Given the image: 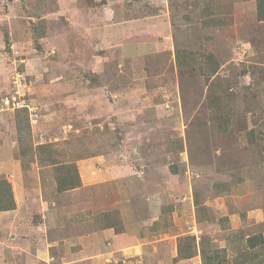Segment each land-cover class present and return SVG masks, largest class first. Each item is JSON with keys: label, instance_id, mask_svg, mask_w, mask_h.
Returning a JSON list of instances; mask_svg holds the SVG:
<instances>
[{"label": "rangeland", "instance_id": "374dc122", "mask_svg": "<svg viewBox=\"0 0 264 264\" xmlns=\"http://www.w3.org/2000/svg\"><path fill=\"white\" fill-rule=\"evenodd\" d=\"M209 55L220 65L219 104ZM40 144L52 145L73 181L72 163L82 159L105 155L108 167L123 169L86 188L99 210L125 192V220L116 208L97 218L126 222L136 251L101 261L80 253L76 264H205V251L216 264H264L257 0H0V178L11 182L19 212L0 235V264H59L33 254L42 216L53 239L66 219H80L77 195L44 177L57 165L43 170L32 160ZM187 235L197 253L176 260Z\"/></svg>", "mask_w": 264, "mask_h": 264}, {"label": "crops", "instance_id": "0c3cea01", "mask_svg": "<svg viewBox=\"0 0 264 264\" xmlns=\"http://www.w3.org/2000/svg\"><path fill=\"white\" fill-rule=\"evenodd\" d=\"M91 158L77 161V165L80 170L82 185L61 192L63 194L67 192L74 193L73 196H75V194L77 195V199L74 200L73 205L76 207L75 213L80 215V219H76L74 217L73 219L70 218L66 219L67 221H66V225H64L65 226L64 229H66L67 232L61 230V233L65 234V237L62 240H61V233L58 237L59 239L51 238V233H50L51 225L49 224L44 225L46 216H42L43 219L41 223L42 225L38 227L43 228L45 234H43L41 241H39V243L36 244V247L32 249L35 250L33 254L36 253L44 254L45 255V257L43 258L44 261L49 260L52 257L53 259L55 257H58L60 258L59 264H72V263L76 264L78 261V258L76 257H78L80 253L84 254L85 259L97 258L99 261H101V259L107 260V256H108L109 257L108 260H113L114 258H117L118 254L121 252H124L125 254L129 255V253H133L136 251L135 248L128 246L130 243H132L135 240L139 241V239H134L130 237L127 228L124 229V227L126 226L125 224L126 222H123L124 224H122V221L118 220L116 223L117 225H115V223H112V221L110 220L111 216H109V218H105L107 220L106 223L99 221L97 218L99 213L108 211L109 209L116 208L119 209L122 219L125 220L124 212L122 210V209L124 210L126 209L125 200H124L125 192L122 190L123 197L121 198L120 202H110L106 208H101L99 210L98 201L95 198V196L94 197L92 196V192H93L92 187L86 188L89 185L97 184L98 186L99 185L98 183H100L101 185L110 180L114 181L115 180L114 175L119 176V173H122L123 169H121L120 167H108L107 166L108 159L105 158V155L91 157ZM97 166H100V168L98 169ZM101 166H105V167H101ZM39 167H41V169L44 170L46 167L51 168L52 166L49 165V166H39ZM44 172H45L44 177L46 180L50 177L56 178L53 172H48L46 170H44ZM40 176L41 175L39 173L38 178L42 180L43 178L42 176L41 177ZM14 177H16V180H19L18 176H14ZM86 193L89 195L87 196ZM81 204H83L86 208L82 209ZM74 206H73V210H75ZM17 207L12 210L0 211L1 237L4 235L3 231H7V232L9 230L12 231V227L16 226L14 222L17 221L16 218H19V212L18 213L16 212ZM83 212H87V213H83ZM84 216L87 217V220L82 219V217ZM58 221L59 223L57 224H59L60 226H61V222H64L62 219ZM78 224L82 226H79ZM57 233L59 234V232ZM136 234L134 235L136 236ZM55 246L60 247L59 255L58 254L55 255L51 253L52 248ZM9 247L10 244H8V248L7 247L4 248L10 250ZM75 249L79 250L76 254L73 252V250L75 251ZM29 250L30 253H32V250L31 249ZM4 255L5 256L7 255V251H5Z\"/></svg>", "mask_w": 264, "mask_h": 264}, {"label": "trees", "instance_id": "16d2710c", "mask_svg": "<svg viewBox=\"0 0 264 264\" xmlns=\"http://www.w3.org/2000/svg\"><path fill=\"white\" fill-rule=\"evenodd\" d=\"M257 8H258L259 20H264V0H257ZM192 59L195 60L197 58L193 57ZM181 60L184 62L183 59ZM206 62L208 63V65L206 64V66L211 71L210 76L212 74V77H213L214 75H216V73H218L220 65L216 62V59L212 55H209L206 57ZM218 80H219V77L217 75L211 78V82L208 83L210 90L214 93L212 97L215 100L216 104L220 103L221 101L220 94L222 93V89H224V87L221 88L223 82L222 81L217 82ZM34 151H35V154L33 153L32 160L37 162L41 166L51 165V164L57 165V163L60 162L59 159H56L55 152L52 150V145L50 144H40L36 146ZM72 165H73V168L75 169L74 172L76 176L74 181H73V178L64 177L66 173L64 174L62 173L64 171V168L60 165H57L56 169L53 172L56 176V179L58 180V191L59 192L73 189L82 184L77 163L76 164L72 163ZM65 170H66L65 172L67 171L69 172L68 169H65ZM60 173H61V176H60ZM16 207H17V202L12 192L11 182L6 178H0V210L7 211V210H12ZM105 218H109V217H105ZM117 219H119V217ZM110 220L113 221L112 216L110 217ZM182 238L184 240V243H181L179 245L178 255H177L176 260L191 258L195 256L197 253L196 238L190 235L183 236ZM186 242H187V246H186ZM255 242L256 241L254 239L249 240V243H251V245L252 244L254 245ZM203 255H204L205 264H210V263L216 264L214 262V258L216 257L213 258L212 254H208L205 251Z\"/></svg>", "mask_w": 264, "mask_h": 264}, {"label": "clouds", "instance_id": "9594fccd", "mask_svg": "<svg viewBox=\"0 0 264 264\" xmlns=\"http://www.w3.org/2000/svg\"><path fill=\"white\" fill-rule=\"evenodd\" d=\"M78 170H79V169H78ZM79 175H80V173H79ZM80 177H81V176H80ZM81 181H82V180H81ZM81 185H82V184H81ZM81 185H80V186H81ZM69 190H70V189H69Z\"/></svg>", "mask_w": 264, "mask_h": 264}]
</instances>
